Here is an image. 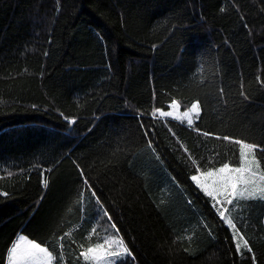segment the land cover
<instances>
[{
    "label": "trees",
    "instance_id": "obj_1",
    "mask_svg": "<svg viewBox=\"0 0 264 264\" xmlns=\"http://www.w3.org/2000/svg\"><path fill=\"white\" fill-rule=\"evenodd\" d=\"M242 144L264 174V0H0V264L18 232L53 264L110 233L115 264H264L260 213L241 252L191 180Z\"/></svg>",
    "mask_w": 264,
    "mask_h": 264
},
{
    "label": "rangeland",
    "instance_id": "obj_2",
    "mask_svg": "<svg viewBox=\"0 0 264 264\" xmlns=\"http://www.w3.org/2000/svg\"><path fill=\"white\" fill-rule=\"evenodd\" d=\"M195 104H197V109L194 111H189L192 105L187 109H182L179 103L177 101H174L171 103L169 109H159L157 110V114L160 117H163L164 119L176 120L186 124H189L188 121L191 120L193 123V121L198 117L201 111L200 104L198 102H195ZM169 112L171 113L170 116L167 115V113ZM186 112L188 113L187 116L184 115ZM251 157L252 156H249L250 159ZM230 168L235 167L230 166ZM254 171L256 172L255 176H253L251 178L250 183L247 184L248 192H243L244 185H238L237 191L238 193L243 192V195L238 194L234 197L225 196L223 192H220L218 194L214 193V204L217 206L219 212H224L223 218L225 219L226 223L231 227L235 236L236 243L240 245L239 250L241 252H243L245 241H247V245L251 251L252 247L250 246V241L246 237L248 229L244 228V226L238 228V221L236 217H239L241 214L243 217L245 211L259 212L260 214L264 211V199L261 198V193L264 192V174L256 169H254ZM204 172H199L195 175L202 176ZM202 182H207L209 184L210 189L214 187L211 182L203 178V176ZM250 192H255V196H250ZM227 200H232V203H227ZM252 203H255V205H252ZM260 214H255L251 222L243 223L253 224V227L251 228V233L263 232L264 213L261 217ZM229 221H231V223H229ZM233 225H235V227H233ZM112 240H119L126 247L124 241L122 240L119 234L110 233L106 235L103 242L97 243L89 247L95 249V251L93 253H89V255L93 256V259L87 261L92 264H115V261L117 259L125 257L127 253H124L122 248H119L117 247V245L111 243ZM33 243L39 244L42 248L47 249L44 245L38 243L29 236L25 235L24 233L19 234L18 237H16V239L13 241L11 247L9 248L6 264H53L52 254L48 249L47 252L50 255H45L44 253H36L35 255L30 254L35 251L34 249H32ZM89 248L85 249L84 253L87 252ZM113 252L120 253V256H112L111 253Z\"/></svg>",
    "mask_w": 264,
    "mask_h": 264
},
{
    "label": "snow or ice",
    "instance_id": "obj_3",
    "mask_svg": "<svg viewBox=\"0 0 264 264\" xmlns=\"http://www.w3.org/2000/svg\"><path fill=\"white\" fill-rule=\"evenodd\" d=\"M197 109V104H192V107L189 111H194ZM155 115V113H153ZM167 115H171V113H167ZM185 116L188 115L186 112ZM189 124L192 123L191 120L188 121ZM147 136V131L145 132ZM224 139H228L225 137ZM257 146L250 145V144H242L240 149L241 154V166L230 168L228 163H224L220 168L215 170H209L202 174L203 178L210 181L211 184L214 186L210 189L209 184L207 182H202L201 175H193L191 176V180L197 182L201 188L207 193L209 197H213L214 193L223 192L225 196H237L243 195V192H248L247 184L250 183L251 178L255 176L256 172L254 169L258 170V161H256L255 156L253 155L251 159L246 154L247 152H253ZM246 174V175H245ZM44 185H47V181H44ZM238 185H244L243 192L238 193ZM2 195L6 196L7 193H2ZM250 196H255V192H250ZM261 198L264 199V192L261 193ZM227 203L231 204L232 200H227ZM219 216L223 217L224 212L220 211ZM231 223V221H229ZM235 227V225H233ZM111 243L117 245V247L122 248L124 253H128L129 250L123 245V243L119 240H112ZM240 245L237 244V248L239 249ZM244 247L247 248V241L244 243ZM32 249L35 251L30 253L31 255H35L36 253H44L45 255H50L47 252V249L42 248L39 244L33 243ZM95 249L89 248L87 252L83 253V256L86 260L93 259V256L89 255V253H93ZM114 257H119L120 253L113 252L111 253Z\"/></svg>",
    "mask_w": 264,
    "mask_h": 264
},
{
    "label": "bare ground",
    "instance_id": "obj_4",
    "mask_svg": "<svg viewBox=\"0 0 264 264\" xmlns=\"http://www.w3.org/2000/svg\"><path fill=\"white\" fill-rule=\"evenodd\" d=\"M4 167L6 168V166H4ZM7 168H8V166H7ZM27 168H28V167H27ZM27 168H25V170H26ZM4 170H5V169H4ZM29 173H30V172H29ZM78 189H79V188H78ZM161 193H162V192H161ZM78 194H79V193H78ZM159 195H160V194H159ZM160 196H161V195H160ZM21 231H22V230H21ZM19 234H21V232H18V233L16 234L15 237H18ZM15 239H16V238H15ZM15 239H14V240H15ZM9 244H10V243H9Z\"/></svg>",
    "mask_w": 264,
    "mask_h": 264
}]
</instances>
